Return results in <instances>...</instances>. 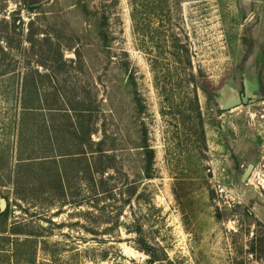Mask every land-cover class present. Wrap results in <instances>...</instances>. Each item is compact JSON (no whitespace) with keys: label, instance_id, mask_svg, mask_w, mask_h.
<instances>
[{"label":"rangeland","instance_id":"obj_1","mask_svg":"<svg viewBox=\"0 0 264 264\" xmlns=\"http://www.w3.org/2000/svg\"><path fill=\"white\" fill-rule=\"evenodd\" d=\"M142 4L0 0V264H264V0Z\"/></svg>","mask_w":264,"mask_h":264},{"label":"trees","instance_id":"obj_2","mask_svg":"<svg viewBox=\"0 0 264 264\" xmlns=\"http://www.w3.org/2000/svg\"><path fill=\"white\" fill-rule=\"evenodd\" d=\"M128 1H129L130 8H131V21L133 23L134 32L136 35H138L140 37L142 35V33H144V31L141 32V21L143 20L141 18L143 15L141 10L143 8V4H142L143 0H128ZM151 68L155 74L154 75L155 86L158 87V89L160 90V93L165 94V92L167 91V86H166V83L164 81H160L157 78V75H158L157 64H152ZM68 104H69V102H68ZM69 106H70V110H73L74 112H76V111L79 112V110L76 109L74 106H71V104H69L68 107ZM78 115H79L78 117L80 119V117H81L80 113H78ZM80 121H81V119H80ZM147 153H148V155L146 156L145 164H146V167L149 168V165L151 164V162L153 160V153L151 150H148ZM8 213H9V211L7 209L4 210L3 212H0V219L2 220V222H5L7 220Z\"/></svg>","mask_w":264,"mask_h":264},{"label":"water","instance_id":"obj_3","mask_svg":"<svg viewBox=\"0 0 264 264\" xmlns=\"http://www.w3.org/2000/svg\"><path fill=\"white\" fill-rule=\"evenodd\" d=\"M258 100V97L251 94L250 89L248 86L245 85L244 92L242 95V98H236L235 96H230L227 98V100L224 102L223 105L220 106L221 111H227L232 108H235L239 106L240 104H247L254 103ZM252 169V166H248L246 172L244 173L243 179L250 173V170ZM5 210V204L4 200L0 201V212H3Z\"/></svg>","mask_w":264,"mask_h":264}]
</instances>
